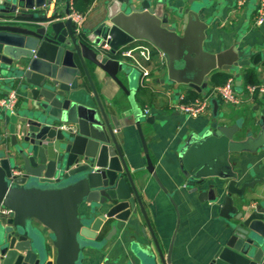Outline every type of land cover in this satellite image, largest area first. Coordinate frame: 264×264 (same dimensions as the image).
<instances>
[{
	"label": "water",
	"instance_id": "1",
	"mask_svg": "<svg viewBox=\"0 0 264 264\" xmlns=\"http://www.w3.org/2000/svg\"><path fill=\"white\" fill-rule=\"evenodd\" d=\"M191 5L177 22L163 0H112L97 28L78 34L71 19H63L69 0H0V76L15 77L31 97L24 110L0 106V118L9 117L11 136L7 141L0 131L2 264H84L85 250H99L116 230L115 223L127 222L138 207L163 264H171L173 242L165 256L116 135L128 120L137 123L147 169L160 182L139 120L142 114L119 118L109 113L91 70L108 74L124 89L119 79L127 69L123 52L145 41L163 53L169 81L206 95L214 73L250 65L238 47L217 53L205 48L208 24L199 15L202 5L194 0ZM252 61L257 63L259 54ZM84 76L92 93L81 86ZM213 103L216 107L217 99ZM212 127L190 137L181 154L182 171L201 200L226 193L219 212L233 220L231 235L211 264H264V205L239 210L234 204L235 195L243 196L264 177L239 187L230 156L264 147V125L257 136L249 133L244 139L235 137L237 124L215 122ZM211 178L224 181L218 195L214 188L203 189ZM83 204L89 206L87 214L80 213ZM111 223L102 241V231ZM104 264L116 263L106 257Z\"/></svg>",
	"mask_w": 264,
	"mask_h": 264
},
{
	"label": "crops",
	"instance_id": "2",
	"mask_svg": "<svg viewBox=\"0 0 264 264\" xmlns=\"http://www.w3.org/2000/svg\"><path fill=\"white\" fill-rule=\"evenodd\" d=\"M111 1H94L86 13L83 31L97 28L106 17ZM194 1L196 5H202L199 15L208 24L205 48L217 53L238 47L251 61L248 66L227 71L236 81V91L242 99L240 104L235 106L220 97L209 96V109L200 116L179 112L176 104L181 96L190 101V95L203 94L185 83L169 81L163 53L145 41L142 43L151 46V59L146 61L140 56L138 58L149 69V76H142L129 58H126L127 69L119 73L124 89L108 74L95 68L91 70L101 102L109 113L119 118L133 117L137 112L142 114L139 120L160 182L147 169L148 158L137 123L133 119L128 120L116 135L149 216L151 229L165 256L173 242L171 264H211L218 249L231 235L228 226L233 222L220 216L226 194L224 190L219 189L220 195L216 200H201L200 191L194 192L189 186L188 176L182 171L181 154L190 137L201 136L212 130L215 122L239 125L235 137L241 139L249 133L257 136L264 125V94L256 92L250 95L244 80L248 70H254L259 79L264 76V21L258 23L256 19L259 0H248L244 7H239L233 0ZM64 5L65 2L59 4V9ZM163 6L172 21L177 22L181 21L186 8L192 7L191 0H163ZM256 54H259V61L254 64L252 60ZM83 78L81 86L92 93L91 84L85 76ZM15 81L12 75L0 76V99L11 90H17L19 101L16 110L20 111L30 105L31 97ZM209 89L206 88V95H209ZM214 99H217L216 107ZM9 126V117L4 114L0 118V131L7 141L11 137ZM230 156L239 174V187L245 182L264 177V147L256 152L242 151ZM223 183L211 178L203 189L209 191L214 188L217 194L218 186ZM161 185L172 195L179 216L170 195ZM234 204L239 210L242 207L252 210L259 204L264 205V181L247 188L243 196L235 195ZM88 209V204H83L80 213L87 214ZM115 224L116 230L102 249L90 247L85 250L84 264H104L106 257L116 264H163L153 234L139 207L137 214L132 215L127 222L117 221ZM112 226L113 223L104 228L100 236L102 241L106 240Z\"/></svg>",
	"mask_w": 264,
	"mask_h": 264
},
{
	"label": "built area",
	"instance_id": "3",
	"mask_svg": "<svg viewBox=\"0 0 264 264\" xmlns=\"http://www.w3.org/2000/svg\"><path fill=\"white\" fill-rule=\"evenodd\" d=\"M239 7H244L247 5L248 0H233ZM257 8L256 19L258 23L264 21V0H259ZM70 9L69 13L64 16L63 19H71L72 25L76 33L81 34L83 30V23L86 18V14L81 13L76 8H74L72 0H69ZM109 48V45L105 44ZM124 56L129 58L132 63L139 69L142 73V76H149L150 71L145 65V63L139 60V56L143 60L149 61L151 59L152 49L148 44H136L124 50ZM261 81L256 84H248L246 89L250 95L255 94L256 92L264 94V76H262ZM209 96H217L223 99L226 103L233 104L237 106L241 103L240 96L236 91V81L233 77L228 78V81L225 84L218 85L211 89L209 95H203L199 98L187 101L184 100V96H181L180 101L176 104V108L179 112H183L189 116H200V114L205 113L209 108L211 101ZM19 101V93L17 90H11L8 94L0 99V106L4 109L14 111L17 107ZM14 173H19L18 170H15ZM3 213L8 214L7 209L2 210ZM0 264H2V256L0 252Z\"/></svg>",
	"mask_w": 264,
	"mask_h": 264
},
{
	"label": "trees",
	"instance_id": "4",
	"mask_svg": "<svg viewBox=\"0 0 264 264\" xmlns=\"http://www.w3.org/2000/svg\"><path fill=\"white\" fill-rule=\"evenodd\" d=\"M94 1L95 0H72V3L74 8H76L81 13L86 14L91 9L90 7L94 3ZM230 77L231 75L227 71H218L214 73L210 78L209 92L213 87L225 84ZM244 80L246 81V86L248 84H256L261 81L254 70H248L244 75ZM200 95L201 94H192V96L190 95L189 99L193 100L195 98H199Z\"/></svg>",
	"mask_w": 264,
	"mask_h": 264
},
{
	"label": "rangeland",
	"instance_id": "5",
	"mask_svg": "<svg viewBox=\"0 0 264 264\" xmlns=\"http://www.w3.org/2000/svg\"><path fill=\"white\" fill-rule=\"evenodd\" d=\"M105 241V240H104ZM105 246V244H102V246L100 247V249H102Z\"/></svg>",
	"mask_w": 264,
	"mask_h": 264
}]
</instances>
